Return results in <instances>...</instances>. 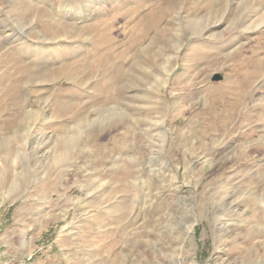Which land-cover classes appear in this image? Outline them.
Segmentation results:
<instances>
[{
    "label": "rangeland",
    "instance_id": "1",
    "mask_svg": "<svg viewBox=\"0 0 264 264\" xmlns=\"http://www.w3.org/2000/svg\"><path fill=\"white\" fill-rule=\"evenodd\" d=\"M20 1L0 0V264H264V23L233 0ZM213 9L221 36H188Z\"/></svg>",
    "mask_w": 264,
    "mask_h": 264
},
{
    "label": "bare ground",
    "instance_id": "2",
    "mask_svg": "<svg viewBox=\"0 0 264 264\" xmlns=\"http://www.w3.org/2000/svg\"><path fill=\"white\" fill-rule=\"evenodd\" d=\"M7 1V3L9 4H11V3H20L21 1L20 0H6ZM171 1V3H172V7L173 8H176V7H178V3H180V0H170ZM229 0H209V2L207 3V7L208 8H214V7H216L217 5H222L223 4V6H225L224 7V9H226V4L227 3H229L228 2ZM234 1V2H233ZM232 1V5H231V7H233V8H236V9H231L230 10V12L232 13V14H235L234 16V18H233V20L234 21H236L239 17H241V15H243V12L244 11H247V16H246V14H245V16H246V18H244L241 22H240V24H239V28L240 27H243L244 26V23L248 20V22H249V24H247V25H245L243 28L244 29H255V28H257V27H259L260 25H262V23H264V0H233ZM103 3V2H102ZM7 4V5H8ZM191 4V3H190ZM12 5V4H11ZM11 5H8L9 7H11ZM43 5V4H42ZM99 5V4H98ZM193 5V4H192ZM17 6V5H16ZM20 6V5H19ZM181 6V5H180ZM25 7V6H24ZM66 7V8H65ZM197 7V6H196ZM222 7V6H221ZM206 8V7H205ZM223 8V7H222ZM221 8V9H222ZM224 9H223V11H224ZM63 11H65L67 14H74V13H76V12H74V10H73V8H72V6H70V5H64V7H63V9H62ZM178 10H180L179 8L178 9H176V12L179 14V11ZM208 10V9H207ZM19 11H21V12H23V10H22V8L21 7H18V12ZM209 11V10H208ZM223 11H222V13L221 14H223ZM236 11V12H235ZM207 12V11H206ZM231 13H230V15H231ZM256 14H260L257 18L255 17V19L253 18V15H256ZM77 17H78V19H81V17H79L78 15H76ZM185 16H187V15H185ZM232 16V15H231ZM182 17H183V15H182ZM220 17H222V15H220ZM237 17V18H236ZM179 18V17H178ZM215 18V16H214V9L210 12V13H208V15H206V19H203V18H198V19H189V21H188V27H187V30H189L188 31V36H190V35H193V34H200V35H203L204 33H206L205 35L206 36H208V37H210V38H213V37H215V36H221V34H220V31H218L219 29V27H220V25H217V23H219L220 24V20L219 19H216ZM252 19V20H251ZM56 22H57V20H55ZM214 21H216V22H214ZM238 21V20H237ZM63 22V21H62ZM55 22L52 20V19H50V24H54ZM58 23V22H57ZM215 24V26L214 27H212V25H214ZM181 25V24H180ZM227 25V24H226ZM235 25V24H234ZM211 26V27H210ZM223 27V26H222ZM237 27V28H238ZM31 28V27H30ZM29 28V29H30ZM74 29H77V28H74ZM226 29V28H225ZM78 30V29H77ZM175 30V35H174V38H173V41H172V39H170V40H168L167 42H165V44H162V49H165V53L167 54V53H169V57H167L166 58V64L167 63H169L170 62V60L171 59H173V60H176V58L178 57L177 56V54H178V52H179V50H180V48H181V46H182V37H181V32L179 33V31H177L178 29H174ZM33 31V30H32ZM206 31V32H205ZM34 33V38H37L36 40V42L37 43H39V44H44V43H48V41L49 42H51V43H54L55 41V37H51V38H53V39H51V38H49V39H47L45 36H44V34H43V32H41V31H34L33 32ZM30 34V33H29ZM67 36V35H66ZM66 36H64V37H66ZM20 38V37H19ZM68 38V37H67ZM18 43H19V41H18ZM17 43V44H18ZM23 44V43H22ZM18 46V45H17ZM151 46H153V45H151ZM55 49L56 47L54 46V45H34V47H32V49H33V51L35 52V53H42V51L43 52H46L47 51V49L48 48H51V49H53V48ZM172 49H173V52H172ZM32 51V50H31ZM142 51V50H141ZM33 52V53H34ZM161 55H163V54H161ZM172 55V56H171ZM161 57V56H160ZM151 59H152V61H154V60H156V58H155V56L152 58L151 57ZM33 63V62H32ZM152 64V63H151ZM166 64H164V66H163V69H162V71L161 72H159L158 73V71H155L154 69H152L151 67H146L145 69H143V68H141V72H140V77L142 76V78H144V77H146V75H147V77L148 78H150V79H152V82H150V84L149 83H147V85H148V88H147V91L145 92V93H143L142 94V98L143 99H147V98H151V99H153V100H155L156 98H158L159 99V93H160V89L162 88V87H166V85H167V83H168V81H169V73H170V69H168V68H166L167 66H166ZM136 66V65H135ZM136 68V67H135ZM139 69V68H138ZM140 70V69H139ZM65 76V75H64ZM56 77H57V75H56ZM72 77V76H71ZM146 77V78H147ZM141 78V79H142ZM72 79V78H71ZM75 79V78H74ZM51 80V79H50ZM67 80H69V79H67ZM77 80V79H76ZM29 81V80H28ZM42 81V80H41ZM77 81H79V80H77ZM29 82H31V81H29ZM76 82V81H75ZM43 83V82H42ZM38 84V83H37ZM78 84V83H77ZM79 85V84H78ZM135 85V84H134ZM25 87V86H24ZM136 87V86H135ZM161 87V88H160ZM113 110H108V112H112ZM106 112V111H105ZM109 114V113H108ZM105 115V114H104ZM114 115V114H113ZM34 116V115H33ZM118 116H121V117H123V115L122 114H120V115H118ZM125 116V115H124ZM35 117V116H34ZM37 117V116H36ZM103 118V117H102ZM123 119V118H122ZM36 120V119H35ZM99 120H100V118H99ZM120 120V119H119ZM95 122V121H94ZM120 122V121H119ZM97 124V123H96ZM101 124V123H100ZM98 125V124H97ZM83 126V125H82ZM104 127H105V125H103ZM102 126V127H103ZM110 126V125H109ZM103 127V128H104ZM79 128V127H78ZM97 128V127H96ZM30 129V128H29ZM101 130V129H100ZM21 135V134H20ZM97 135H98V133L96 132V129H94V130H90L87 134H86V138L87 139H95L96 137H97ZM71 137H73V136H71ZM28 138V137H27ZM61 138V137H60ZM77 138V137H76ZM19 139V138H18ZM62 139V138H61ZM48 140V139H47ZM65 140V139H64ZM76 140V139H75ZM1 141V140H0ZM5 141H8V140H5ZM19 141V140H18ZM31 141V140H30ZM74 141V140H73ZM3 142V141H2ZM17 142V141H16ZM15 142V143H16ZM21 142V141H20ZM42 142V141H41ZM46 142V141H45ZM8 143V142H7ZM13 143V142H12ZM37 143V142H36ZM43 143V142H42ZM66 143V142H65ZM64 143V144H65ZM68 143H70V142H68ZM76 143V142H75ZM1 144V143H0ZM35 144V143H34ZM39 144V143H38ZM73 144V143H72ZM6 145V144H5ZM22 145V144H21ZM43 145H45L44 143H43ZM1 146V145H0ZM55 145H53V147H54ZM62 146V145H61ZM37 147V146H36ZM29 148V147H28ZM61 148V147H60ZM67 148V147H66ZM69 148V147H68ZM63 150V149H62ZM61 151V150H60ZM65 152V151H64ZM66 152H68V151H66ZM17 153V152H16ZM15 154V153H14ZM29 154V153H28ZM69 155H70V153H68ZM8 155H10V154H8ZM31 155V154H30ZM43 155V154H42ZM17 156V155H16ZM32 156V155H31ZM37 156V155H36ZM40 156V155H39ZM11 157H12V155H11ZM35 157V156H34ZM78 157V156H77ZM18 158V157H17ZM40 158H41V156H40ZM46 158V157H45ZM51 158V157H50ZM65 158V153H63V154H57V155H54L53 156V161L56 163V165L58 164V163H61V161L63 160ZM7 159H9V158H7ZM21 159V158H20ZM25 159V158H24ZM37 159H38V157H37ZM22 161V160H21ZM26 162V161H25ZM29 162V161H28ZM33 162V161H32ZM53 162V163H54ZM8 164H10V163H8ZM15 164V163H14ZM63 164V163H62ZM220 165V164H219ZM20 166V165H19ZM53 166V165H52ZM59 166H61V165H59ZM23 168V167H22ZM59 168V167H58ZM9 171H10V169H9ZM17 175V174H16ZM11 179V178H10ZM4 180V179H3ZM10 181V180H9ZM15 184V183H14ZM19 184V183H18ZM257 202H258V204L259 205H263V202H262V200L261 199H257ZM220 206V205H219ZM263 208H264V206H263ZM197 218V217H196ZM194 222L195 221H193V223H192V225H190L189 227H188V229H187V231L189 232V231H191L192 230V228H193V225H194ZM186 232V231H185ZM186 235V234H185Z\"/></svg>",
    "mask_w": 264,
    "mask_h": 264
},
{
    "label": "water",
    "instance_id": "3",
    "mask_svg": "<svg viewBox=\"0 0 264 264\" xmlns=\"http://www.w3.org/2000/svg\"><path fill=\"white\" fill-rule=\"evenodd\" d=\"M219 78H220L219 76H215V78H214V79H215V80H218Z\"/></svg>",
    "mask_w": 264,
    "mask_h": 264
},
{
    "label": "crops",
    "instance_id": "4",
    "mask_svg": "<svg viewBox=\"0 0 264 264\" xmlns=\"http://www.w3.org/2000/svg\"><path fill=\"white\" fill-rule=\"evenodd\" d=\"M35 264H41V263H35Z\"/></svg>",
    "mask_w": 264,
    "mask_h": 264
}]
</instances>
